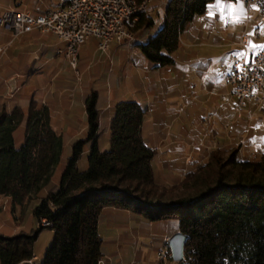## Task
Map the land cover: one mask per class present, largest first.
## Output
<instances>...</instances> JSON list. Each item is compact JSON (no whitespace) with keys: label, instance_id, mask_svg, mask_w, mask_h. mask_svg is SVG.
<instances>
[{"label":"trees","instance_id":"1","mask_svg":"<svg viewBox=\"0 0 264 264\" xmlns=\"http://www.w3.org/2000/svg\"><path fill=\"white\" fill-rule=\"evenodd\" d=\"M215 1L168 0L159 27L154 10L139 13L133 44L155 68L172 65L182 33ZM97 101L95 91L85 97V137L71 140L56 183L64 140L48 109L32 100L25 116L19 107L0 106V196L11 198L14 211L31 207L35 223L29 232L0 234V264H36L33 247L43 229L52 239L40 264H98V221L110 207L148 222L177 219L186 264H264V154L245 158L236 148L218 149L165 185L157 177L156 152L142 136L146 110L134 99L117 100L109 148L102 149ZM82 158L85 169L78 166ZM175 189L184 194L174 195Z\"/></svg>","mask_w":264,"mask_h":264},{"label":"crops","instance_id":"2","mask_svg":"<svg viewBox=\"0 0 264 264\" xmlns=\"http://www.w3.org/2000/svg\"><path fill=\"white\" fill-rule=\"evenodd\" d=\"M56 1L0 0V15L9 8L38 14L53 8ZM215 5L216 1L212 6ZM221 7H211L213 11H206L203 18L197 17L182 33L172 65L155 68L131 42H113L107 52L101 51L112 81L125 79L127 84L100 112L110 119V109L117 100L127 98L130 92L135 96L134 100L146 110L145 116L153 123L152 127L146 128L144 119L142 136L156 152L157 177L165 185L184 176L195 163L203 162L217 149L236 148L245 158L264 154L261 105L247 101L238 116L236 98L226 81L232 53L242 54V48L236 42L243 30L248 35L247 60L264 44L260 12L252 8L247 13L241 0H221ZM93 44L97 47L96 40ZM0 46H6V51L0 53V79L5 82L0 84V89L7 88L6 92L0 91V106L5 104L9 111L19 107L26 116L30 102L36 100L44 104L50 116L56 111L65 121L75 119L70 116H82L85 121L84 99L94 78L91 73L101 67L102 57L101 61L86 64L82 70L83 79L77 76L78 83L65 70L68 59L61 52L65 44L51 32L34 30L15 35L0 25ZM85 47L81 46L79 56ZM215 60L218 64L213 66ZM80 65L79 57L78 68ZM164 69L171 70L168 78L172 80V92H166L164 87L160 89L156 81L155 75ZM87 71L91 72V77L85 80ZM10 73L17 78L14 93L7 84ZM16 95L24 100H14ZM172 97L175 98L169 99ZM64 164L58 165L53 182H57ZM101 222L111 230L105 237L100 235L102 245H112L108 254L101 253V264H156L163 239L179 232V229L164 228L160 230L162 235L157 237L156 224L136 218L131 211L114 207L101 212L98 229ZM34 226L31 207L24 212L16 207L14 211L11 198L0 196V234L13 236L21 230L29 232ZM43 230L33 247L36 264L41 263L51 241L47 239L40 245ZM141 237L150 241L143 242Z\"/></svg>","mask_w":264,"mask_h":264},{"label":"built area","instance_id":"3","mask_svg":"<svg viewBox=\"0 0 264 264\" xmlns=\"http://www.w3.org/2000/svg\"><path fill=\"white\" fill-rule=\"evenodd\" d=\"M153 1L159 3L154 5ZM162 2L166 0H150L149 7L135 11V0H130L129 10H133V18H138L141 12L152 10L157 15ZM244 6L247 13L252 8L259 10L264 38V0H244ZM124 12L125 10L119 8V0H57L53 8L38 14H33L29 10L9 8L0 15V25L10 32H15V35L34 30L53 33L65 44L61 52L79 77V63L73 61L75 40H83V45L88 41L96 40L97 48L102 52H106L113 42L132 43L134 36L122 37L124 27L121 25V16ZM154 21L156 22V17ZM247 42V34L243 31L236 42L242 48V54L232 53L226 75L227 84L231 86L236 98L238 116L241 115L247 101L261 105L264 113V44L261 46V52H255L252 58L247 60ZM5 49L6 46H0V53ZM170 238L167 236L163 239L156 264H186V257L182 255V251L180 259H174ZM101 263L100 259L98 264Z\"/></svg>","mask_w":264,"mask_h":264},{"label":"rangeland","instance_id":"4","mask_svg":"<svg viewBox=\"0 0 264 264\" xmlns=\"http://www.w3.org/2000/svg\"><path fill=\"white\" fill-rule=\"evenodd\" d=\"M159 3V1L155 2L153 1V4H157ZM213 11V9L211 7H209V9L207 10V12L209 11ZM155 17L156 14H154ZM203 15L198 16L199 18H203ZM160 21L156 24V26H160L162 23V19H163V13L160 16ZM192 24V23H191ZM199 24V23H198ZM244 31V30H243ZM242 31V32H243ZM241 32V33H242ZM12 34H15V32H11ZM240 33V35H241ZM247 34V33H246ZM134 37L136 38L138 34L134 33L133 34ZM248 37V35H247ZM186 38V37H185ZM239 40V39H238ZM94 40L88 41L87 43H85L84 45L86 46L84 48L83 51L80 52V59H81V65L79 66V74H80V79H83V73L82 70L84 69V67L86 66L87 63H91L93 61H101V57H102V53L100 50L97 49V47L93 44ZM181 44V43H180ZM6 51V50H5ZM107 52V51H106ZM103 62L101 63V67L96 68L95 70H93L94 72L91 73L89 71L86 72V77H84L85 80H88L89 77H91L90 73L92 74V76H94L93 81L91 83V85L89 86V93L91 91H95L98 95V101H97V107L98 109L101 111L104 106L106 105L107 102H110V100L114 99V97L120 93L121 89H123L124 85L127 84L126 80H120V79H116L115 81H112L110 75L108 74V64L107 61L104 57H102ZM69 64V61H68ZM65 65L64 67L66 68V72L70 73L73 75V77H75L76 82L79 83V81H77V75L74 71V69L69 65ZM218 64V61L215 60V62H213V66H216ZM70 66V67H69ZM165 71H161V73H157L155 75L156 81L159 84L160 89L162 87L165 88L166 92H172V80L170 78H168V73L171 72L170 69H164ZM120 72V71H119ZM165 72V74H163ZM121 75L123 74L120 73ZM111 79V81H110ZM231 87V86H230ZM29 89H26V91H28ZM112 90V91H111ZM19 95H16L14 100H20L23 101V98H19ZM127 98L130 99H134L135 96H133V94L130 92L128 96H126ZM175 97L169 98V99H174ZM43 104V103H42ZM44 105V104H43ZM103 111V110H102ZM242 113V111H241ZM52 116V122H53V127L55 129H57L58 131H62L63 132V140H64V147H63V152H62V159L60 162V165L64 164V162L67 160V158L71 155V145L70 142L71 140H73L74 138H84L85 137V121L82 118V116H70L71 118L75 119L71 122V121H65L64 119H61V116L58 115V113L56 111H53V113L51 114ZM144 119L146 120V125L145 127H152V121L149 118V116H145ZM183 122V121H181ZM70 124V125H68ZM166 124H168L166 122ZM177 123L174 124L173 126V131L175 130V125ZM69 127H68V126ZM19 137L18 135L16 136V141H19ZM99 146L102 149H108L109 148V116H106V113L104 115H102L101 112V116H100V133H99ZM85 148H88L89 145L86 143ZM231 149V148H228ZM218 150V149H217ZM255 158V157H252ZM65 165V164H64ZM78 166L80 169H85L86 168V162L85 159H80ZM57 173H54L53 178L56 179ZM52 178V180H53ZM58 180V179H57ZM53 182V181H52ZM171 185V183H169ZM184 194V191L179 190V189H175L173 194L174 195H179V194ZM150 222V221H149ZM150 224H156L155 226V236L159 237L160 235H162V233L160 232L161 229H168L170 231H174V229H179V224L177 219H168V220H161V221H151ZM99 233L102 237H105L107 234L111 233V230H109L108 226L106 223L101 222L99 224ZM174 235V234H172ZM47 239H52V234H50V231L48 229H44L41 237H40V245L44 244V242ZM141 241H150L148 240L146 237H141ZM49 245V244H48ZM44 247V246H43ZM39 248V247H38ZM112 248V245L110 244H104L101 247V253L102 255H106L109 253L110 249ZM43 249V248H42ZM40 251V250H39ZM43 251V250H41ZM36 252H38V249L36 250Z\"/></svg>","mask_w":264,"mask_h":264},{"label":"bare ground","instance_id":"5","mask_svg":"<svg viewBox=\"0 0 264 264\" xmlns=\"http://www.w3.org/2000/svg\"><path fill=\"white\" fill-rule=\"evenodd\" d=\"M168 0H166L167 2ZM129 2L130 0H119V8L120 10H125L123 15L121 16V25L124 27L122 29V37H130L134 36L133 32L131 31L132 28L135 25V22L137 18H133V10H129ZM166 2H162L161 5L159 6V13L156 15V23L160 21V16L163 13V4ZM150 6V0H143L140 3H137L135 1V11H142L143 9H146L147 7ZM29 33V32H22V34ZM136 38H132V43L135 42ZM83 46V40H75L73 44V61L74 63H79V50ZM256 52H261V47L257 49ZM182 255L185 256L184 254V248L182 247Z\"/></svg>","mask_w":264,"mask_h":264},{"label":"water","instance_id":"6","mask_svg":"<svg viewBox=\"0 0 264 264\" xmlns=\"http://www.w3.org/2000/svg\"><path fill=\"white\" fill-rule=\"evenodd\" d=\"M7 84L10 92L14 93L17 89V78L16 77L10 78ZM185 241H186V236L182 232H177L171 236L170 244L172 245L175 260L180 259L182 247L184 248Z\"/></svg>","mask_w":264,"mask_h":264},{"label":"snow or ice","instance_id":"7","mask_svg":"<svg viewBox=\"0 0 264 264\" xmlns=\"http://www.w3.org/2000/svg\"><path fill=\"white\" fill-rule=\"evenodd\" d=\"M237 2H239V0H237ZM210 7H221V0H216V5L210 6ZM221 10H223L222 7H221ZM210 14H211V12H210ZM236 22H238V21H236Z\"/></svg>","mask_w":264,"mask_h":264}]
</instances>
